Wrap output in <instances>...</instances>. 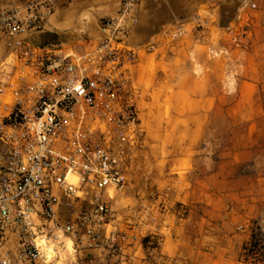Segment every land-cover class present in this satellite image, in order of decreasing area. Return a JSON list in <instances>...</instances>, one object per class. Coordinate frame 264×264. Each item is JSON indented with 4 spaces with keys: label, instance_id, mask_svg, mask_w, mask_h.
<instances>
[{
    "label": "built area",
    "instance_id": "1",
    "mask_svg": "<svg viewBox=\"0 0 264 264\" xmlns=\"http://www.w3.org/2000/svg\"><path fill=\"white\" fill-rule=\"evenodd\" d=\"M143 1L121 0L79 50L38 40L51 32L53 0L0 7V264H80L90 252L134 264L160 247L155 225L172 182L161 188L148 171L134 79L141 51L129 44ZM227 34L251 48L248 19L238 15ZM127 190L140 202L118 214L112 201Z\"/></svg>",
    "mask_w": 264,
    "mask_h": 264
},
{
    "label": "crops",
    "instance_id": "2",
    "mask_svg": "<svg viewBox=\"0 0 264 264\" xmlns=\"http://www.w3.org/2000/svg\"><path fill=\"white\" fill-rule=\"evenodd\" d=\"M26 1L0 0V7L11 8ZM53 1L55 15L50 21L51 32L46 33L52 37L67 33L85 18L96 20L98 31L99 21L114 17L121 0ZM251 4L256 10L248 8ZM238 15L248 17L254 25L252 56L256 50L264 49V0H144L137 10L138 24L130 34L129 44L142 51L155 39L158 88H165V93L171 90L172 98L187 102L177 111L186 116L185 126L179 129L181 138L177 139L180 154L157 163H166L168 167L157 168L155 180L161 188L171 181L172 191L168 207L155 225L161 245L156 253L145 251V256H154L161 264H178L181 259H190L194 264L199 261V253L189 245L185 235L197 216L195 207L181 218L177 212L179 205L203 204L204 213H212L205 206L212 194H240L241 168L249 160L243 158L240 149L217 155L213 148L218 140L207 136L214 114L243 117L264 113L254 106L260 82L254 59L229 63L220 53L228 50L227 31ZM178 29H182V34L173 39ZM233 67L236 74H229ZM233 84L236 102L230 107L221 106L222 100L233 93L230 88ZM241 145L233 144L238 148ZM237 215L242 219L250 217L247 212L237 211ZM87 255L99 257L100 261L108 259L94 252Z\"/></svg>",
    "mask_w": 264,
    "mask_h": 264
},
{
    "label": "rangeland",
    "instance_id": "3",
    "mask_svg": "<svg viewBox=\"0 0 264 264\" xmlns=\"http://www.w3.org/2000/svg\"><path fill=\"white\" fill-rule=\"evenodd\" d=\"M243 18L250 22L248 17L243 15ZM96 23L98 22L93 19H81L77 26L72 27L65 34L53 37L50 34H44L39 36V39L40 41L55 42L59 37L63 41H73L71 46L79 50L77 41L83 35L88 36L91 41L99 37ZM253 29L254 25H251L252 43L254 39ZM226 43L228 50L222 54L229 63L236 60L246 62L249 58L254 59V70L260 80L259 93L254 106L264 111V49H258L250 56L252 45L247 51L236 49L232 46L228 34L226 35ZM151 45L155 48V39L151 41ZM147 48L145 47L141 51L139 65L134 70V79L141 90L138 105L140 119L146 132L148 171L153 176L154 184H158V181L155 180L157 168L161 170L163 165L168 167L165 165L166 163L158 165V161L174 159L180 154L181 150L177 144V139L182 133L179 129L186 124V116L177 111L187 102L172 98L171 90L165 93V88H158L155 49L147 50ZM212 57L217 58L214 54ZM236 72L234 67L229 69V74H236ZM230 88L233 93L227 99L222 100L221 106L230 107L236 102L235 84L230 85ZM209 121L211 129L207 136L212 140H218L217 147L213 148L216 154H225L240 149L243 158L249 161L241 168L240 194L237 196L212 194L205 205L213 211L212 213H204L203 204L188 206L189 210L195 207L197 216L185 235L189 245L199 253L197 264H242L239 262L242 247L249 242L252 230L260 229L264 234V113L243 117L214 114ZM250 127H254V129L250 130ZM234 142L242 145L240 148L234 147ZM248 144L251 147H247ZM185 165L184 167H186ZM183 174L180 173L181 176ZM139 186L140 180L138 178L136 188ZM139 202L138 195L136 196L132 191L127 190L116 194L112 205L118 214H122L127 206L136 207ZM237 211L240 213L247 212L250 217L239 218ZM187 215L188 213L184 214L183 218ZM98 258L90 257V255L85 256L80 264L112 263L109 259L100 261ZM58 264L74 263L71 259L64 257ZM134 264L161 263L154 256L149 255L143 261L141 254H138ZM178 264H194V262L190 259H181Z\"/></svg>",
    "mask_w": 264,
    "mask_h": 264
},
{
    "label": "trees",
    "instance_id": "4",
    "mask_svg": "<svg viewBox=\"0 0 264 264\" xmlns=\"http://www.w3.org/2000/svg\"><path fill=\"white\" fill-rule=\"evenodd\" d=\"M242 264H264V234L260 229L252 230L250 240L242 247Z\"/></svg>",
    "mask_w": 264,
    "mask_h": 264
}]
</instances>
